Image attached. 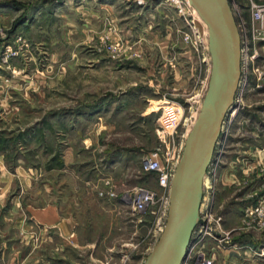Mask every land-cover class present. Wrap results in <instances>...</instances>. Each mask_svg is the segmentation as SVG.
Returning a JSON list of instances; mask_svg holds the SVG:
<instances>
[{"label": "rangeland", "instance_id": "1", "mask_svg": "<svg viewBox=\"0 0 264 264\" xmlns=\"http://www.w3.org/2000/svg\"><path fill=\"white\" fill-rule=\"evenodd\" d=\"M230 5L242 79L190 264H264V26ZM210 56L188 0H0V264H144L173 180L145 160L176 170Z\"/></svg>", "mask_w": 264, "mask_h": 264}, {"label": "water", "instance_id": "2", "mask_svg": "<svg viewBox=\"0 0 264 264\" xmlns=\"http://www.w3.org/2000/svg\"><path fill=\"white\" fill-rule=\"evenodd\" d=\"M209 29L213 70L170 191L163 233L144 264H183L196 230L204 184L242 79V39L229 0H190Z\"/></svg>", "mask_w": 264, "mask_h": 264}, {"label": "built area", "instance_id": "3", "mask_svg": "<svg viewBox=\"0 0 264 264\" xmlns=\"http://www.w3.org/2000/svg\"><path fill=\"white\" fill-rule=\"evenodd\" d=\"M253 2V1H252ZM256 3V4H255ZM253 6H255V7H264V2H253ZM254 7V8H255ZM257 12V11H256ZM257 15H258V12H257ZM256 15V16H257ZM145 167H146V169L147 170H149V171H154V172H159L160 174H161V176L159 177V181H160V185L162 186V187H167V184H168V181H169V179H170V177H174V173H175V170H173V169H171V170H167L166 171V169L165 168H163V166H162V164H161V161L160 160H158L157 159V155H155V156H150V157H148L146 160H145ZM171 172L174 174V175H172L171 174ZM145 197H146V195L142 198V200H145V201H147V200H149L150 198H146L145 199ZM139 203L136 205L138 208L137 209H142L143 208V206H144V204H142V203H145V201L144 202H142L141 201V197H140V199H139ZM196 232V231H195ZM194 232V233H195ZM195 249H196V251H195ZM201 248H200V246H197V248H192V246H191V248H190V251H189V253H191V250H192V252H194V253H196V254H199L200 252H199V250H200ZM188 259V258H187ZM183 264H190V263H188V261L186 260Z\"/></svg>", "mask_w": 264, "mask_h": 264}, {"label": "bare ground", "instance_id": "4", "mask_svg": "<svg viewBox=\"0 0 264 264\" xmlns=\"http://www.w3.org/2000/svg\"><path fill=\"white\" fill-rule=\"evenodd\" d=\"M189 2H190V4H191V1L190 0H188ZM191 6L193 7V5L191 4ZM193 9L195 10V14L197 13V15L199 16V14H198V12H197V10L193 7ZM235 9V8H234ZM256 9L258 10V15H257V17L259 18V20H260V22L262 23V26H264V7H256ZM233 11V10H232ZM198 18V17H197ZM199 18L201 19V17L199 16ZM201 21H203L202 19H201ZM204 22V21H203ZM204 24H205V22H204ZM205 26L207 27V29H208V26L205 24ZM208 34H209V29H208ZM209 50H210V44H209ZM210 55H211V52H210ZM211 57V60H212V56H210ZM212 70H213V60H212ZM211 76H212V74H211ZM210 82V81H209ZM225 123V122H224ZM224 126V125H223ZM191 132V131H190ZM189 135V134H188ZM185 148V147H184ZM176 171V170H175ZM207 178V177H206ZM207 179H205V181H206ZM204 186H205V184H204ZM201 206H202V204H201ZM201 211H203L202 209H201V207H200V210H199V218H198V224H197V227H198V225H199V221H200V219H201ZM196 227V228H197ZM164 230V229H163ZM195 232V231H194Z\"/></svg>", "mask_w": 264, "mask_h": 264}, {"label": "crops", "instance_id": "5", "mask_svg": "<svg viewBox=\"0 0 264 264\" xmlns=\"http://www.w3.org/2000/svg\"><path fill=\"white\" fill-rule=\"evenodd\" d=\"M254 257H255V254H253V253L250 252V253H249V258H251V259H250V261H251L250 264H259V262H258L259 259H256V258H254ZM253 258H254V259H253Z\"/></svg>", "mask_w": 264, "mask_h": 264}, {"label": "flooded vegetation", "instance_id": "6", "mask_svg": "<svg viewBox=\"0 0 264 264\" xmlns=\"http://www.w3.org/2000/svg\"><path fill=\"white\" fill-rule=\"evenodd\" d=\"M251 1H253V2H258V0H251ZM229 2H230V0H229Z\"/></svg>", "mask_w": 264, "mask_h": 264}]
</instances>
